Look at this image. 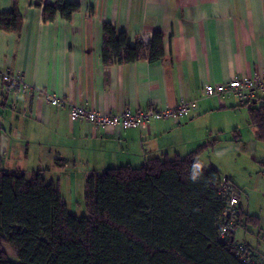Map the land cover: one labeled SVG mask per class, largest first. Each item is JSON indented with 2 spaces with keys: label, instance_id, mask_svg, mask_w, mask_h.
Masks as SVG:
<instances>
[{
  "label": "crops",
  "instance_id": "1",
  "mask_svg": "<svg viewBox=\"0 0 264 264\" xmlns=\"http://www.w3.org/2000/svg\"><path fill=\"white\" fill-rule=\"evenodd\" d=\"M14 1L0 0V12H11ZM16 1L23 29L0 28V68L20 73L30 89L0 80L2 168L28 176L42 170L67 203L79 202L91 173L185 157L205 145L204 166L219 169L241 190L243 210L259 218L258 227L238 229L236 237L264 255V142L250 124L248 104L206 93L207 85L264 70V0H66L80 10L71 20L57 15L53 21L44 20L38 0ZM106 23L132 44L161 32L165 58L105 65ZM45 94L58 95L65 107L52 106ZM183 103L190 106L187 115L125 130L70 117L73 105L118 114ZM251 104L264 106V91ZM238 155L242 165L232 161Z\"/></svg>",
  "mask_w": 264,
  "mask_h": 264
},
{
  "label": "trees",
  "instance_id": "2",
  "mask_svg": "<svg viewBox=\"0 0 264 264\" xmlns=\"http://www.w3.org/2000/svg\"><path fill=\"white\" fill-rule=\"evenodd\" d=\"M17 3L11 12H0V28L20 34L23 19ZM36 4L45 21L57 15L71 20L80 10L79 3L66 0ZM103 31L105 65L165 58L161 32L132 44L126 32L118 33L111 24H104ZM248 106L256 138L264 142V106ZM204 146L185 157H153L139 167L91 173L84 188L86 215L81 217L42 170L28 176L0 164V246L9 244L18 260L0 249V264H264V255L237 240L238 229L260 225L240 203L236 225L221 236L230 201L224 184L239 200L241 190L219 169L204 166L199 159ZM242 243L248 251L240 254Z\"/></svg>",
  "mask_w": 264,
  "mask_h": 264
},
{
  "label": "built area",
  "instance_id": "3",
  "mask_svg": "<svg viewBox=\"0 0 264 264\" xmlns=\"http://www.w3.org/2000/svg\"><path fill=\"white\" fill-rule=\"evenodd\" d=\"M143 41H149L143 38ZM0 80L15 90H29L30 86L20 73L11 72L10 70L2 71L0 68ZM264 91V70L258 71L253 75L245 77H235L232 80L215 85H207L206 93L208 95H225L230 94L238 98L242 104H251L259 92ZM45 100L56 107H65V102L56 94H45ZM190 111L188 104H181L177 108H166L159 110L151 107L145 110L132 111L126 109L118 114H107L100 111L89 109L85 106H70V117L74 121L84 120L98 127H109L128 129L138 127L152 120L173 118L176 116L187 115ZM224 190L229 195V206L224 210L223 217H226V225L221 230V236L225 237L229 229L236 225V208L240 203L239 197L234 193L232 187L227 183L224 184ZM238 228V227H237ZM248 251V246L244 243L239 246V253L243 254ZM249 260V259H245ZM264 261V257H263Z\"/></svg>",
  "mask_w": 264,
  "mask_h": 264
},
{
  "label": "rangeland",
  "instance_id": "4",
  "mask_svg": "<svg viewBox=\"0 0 264 264\" xmlns=\"http://www.w3.org/2000/svg\"><path fill=\"white\" fill-rule=\"evenodd\" d=\"M233 156H235V155H233ZM238 159V161L240 162V165H242L243 164V162H242V159H241V157L238 155V156H236V157H233L232 158V161H233V163H234V161L235 160H237ZM251 159V158H250ZM250 159H249V164L250 165H256L258 168L260 167V165L259 164H257V163H252V161H250ZM260 159V158H259ZM74 201H75V197H74ZM68 204V207H69V209L71 210V211H73V212H75L79 217H81V216H83V215H86V209H85V205H84V198H79V202H72L71 200H70V202H68L67 203ZM238 241H242L241 239H240V234H238ZM9 248H10V250H11V252L15 255V252H14V250L10 247V245L9 244H7V243H4L1 247H0V249L1 250H5V251H10L9 250ZM8 254H9V252H8ZM16 256V255H15Z\"/></svg>",
  "mask_w": 264,
  "mask_h": 264
},
{
  "label": "clouds",
  "instance_id": "5",
  "mask_svg": "<svg viewBox=\"0 0 264 264\" xmlns=\"http://www.w3.org/2000/svg\"><path fill=\"white\" fill-rule=\"evenodd\" d=\"M193 179H195V176L193 177Z\"/></svg>",
  "mask_w": 264,
  "mask_h": 264
}]
</instances>
